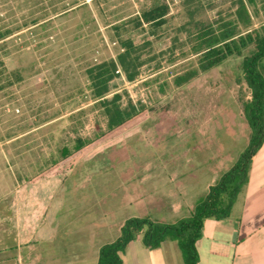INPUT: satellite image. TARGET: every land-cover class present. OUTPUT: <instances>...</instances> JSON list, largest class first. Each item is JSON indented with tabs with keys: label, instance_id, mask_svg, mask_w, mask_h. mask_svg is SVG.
Masks as SVG:
<instances>
[{
	"label": "rangeland",
	"instance_id": "obj_1",
	"mask_svg": "<svg viewBox=\"0 0 264 264\" xmlns=\"http://www.w3.org/2000/svg\"><path fill=\"white\" fill-rule=\"evenodd\" d=\"M33 1L0 0V29L13 28L6 45L0 46L6 70L0 76V164H9V171L29 180L71 137H91L105 127L79 65L113 57L119 49L113 42L117 37L101 21L97 23L101 37L92 24L76 28L85 12L54 16L50 0ZM86 1L98 16L97 7ZM151 2L108 0L101 5L114 17ZM235 2L190 0L188 8L196 7L195 18L216 26L222 20H236ZM186 5L185 0H169L167 23L157 34L124 33L137 45L148 41L140 51L145 60L132 81L120 71L110 82V93L120 92L123 103L130 98L144 105L146 118L98 145L67 173L46 177L64 180L69 209L90 210L101 224L131 216L175 222L189 211L173 213L175 195L163 193L164 186L178 189L180 198L194 206L208 191L206 185L227 171L247 145L250 127L241 105L249 91L241 77V56H230L180 85L174 83L176 75L197 67L191 48L196 39L176 29L188 19ZM246 7L249 28L264 22V0L247 2ZM51 15L44 29L45 22L32 32V26L24 25L33 17ZM239 28L245 30L241 24ZM76 57L84 59L77 62ZM258 67L264 75V58ZM15 69L21 75L18 80L10 73Z\"/></svg>",
	"mask_w": 264,
	"mask_h": 264
},
{
	"label": "trees",
	"instance_id": "obj_2",
	"mask_svg": "<svg viewBox=\"0 0 264 264\" xmlns=\"http://www.w3.org/2000/svg\"><path fill=\"white\" fill-rule=\"evenodd\" d=\"M90 1L97 7L98 16L93 14L89 1L86 0L80 2L50 0L49 5L54 10V16L85 12L83 13L84 18L77 23V29L92 24L101 37L97 24L101 21L103 26L111 29L112 37H117V40L113 42L118 43L119 49L113 57H103L97 61L79 65L87 82L88 95L92 98L94 106L105 117V127L99 129L91 137L79 135L71 137L60 146L58 155L51 157L49 162L32 177V180L67 173L78 160L92 154L98 145L120 136L122 132L146 118L147 108L140 103H133L130 98L123 103L120 92L110 93V82L120 71L128 81L138 76V69L145 60L141 58L140 51L148 41L137 45L130 36H125L124 33L131 30H144L149 35L157 34V31L167 23L170 11L169 0H152L150 4L141 5L135 11L116 14L114 17H110L106 6L101 5L108 0ZM252 1L236 0L233 12L238 22L228 19L213 26L207 20L195 18L196 7L188 8L190 0H185L188 19L176 29L179 32H185V37L196 39L191 48L197 56V67L176 75L174 78V83L180 85L194 77L197 72L215 67L230 56H241V77L249 91V98L243 100L241 105L242 113L250 127L247 145L232 166L209 186L208 191L193 206L188 216L172 223L154 221L146 216L126 218L120 227L119 236L99 247L97 264H123L121 253L126 244L138 233H141L142 243L151 248L159 246L165 238L175 240L183 263L196 264L198 252L195 243L201 236L204 219H220L229 216L238 193L248 181L252 158L264 141V75L258 67L259 60L264 58V22L258 27L249 28L251 17L246 3H252ZM36 2L38 0H34L33 4ZM58 8L60 10L56 12ZM51 18L52 15L43 17L42 20L33 17L27 22L24 21V25L32 26L33 28L29 31L32 32L36 30L34 26L45 22L42 25L44 29ZM28 22H31L30 25L27 24ZM239 24L245 30L240 29ZM12 32L11 27L0 29V46L6 45L5 39ZM83 59L84 57L75 58L77 62ZM5 72L4 63L0 60V76ZM10 73L17 80L21 78L19 69ZM1 86L0 84V88ZM77 90L78 92L83 91L82 88H77ZM70 95L74 94L70 93Z\"/></svg>",
	"mask_w": 264,
	"mask_h": 264
},
{
	"label": "crops",
	"instance_id": "obj_3",
	"mask_svg": "<svg viewBox=\"0 0 264 264\" xmlns=\"http://www.w3.org/2000/svg\"><path fill=\"white\" fill-rule=\"evenodd\" d=\"M9 166L0 164V264H97L99 247L119 236L126 218L101 224L90 210L68 208L63 179H24ZM45 182H53V188ZM164 189L175 195L173 213H191L192 201L181 199L178 189ZM195 245L196 264H264V141L229 216L205 218ZM121 257L123 264H184L175 240L165 238L151 248L142 243L141 233Z\"/></svg>",
	"mask_w": 264,
	"mask_h": 264
}]
</instances>
